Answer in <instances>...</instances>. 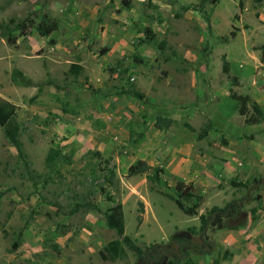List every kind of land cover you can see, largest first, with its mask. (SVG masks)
Returning <instances> with one entry per match:
<instances>
[{"label": "rangeland", "instance_id": "374dc122", "mask_svg": "<svg viewBox=\"0 0 264 264\" xmlns=\"http://www.w3.org/2000/svg\"><path fill=\"white\" fill-rule=\"evenodd\" d=\"M198 2L0 0V25L41 12L58 21L15 45L0 36V102L16 105L23 142L19 153L0 127V264H264V120L247 122L231 96L264 114V0L207 3L211 30L184 8ZM138 159L153 168L131 175ZM178 178L203 195L198 215L167 195ZM118 202L142 252L104 259Z\"/></svg>", "mask_w": 264, "mask_h": 264}, {"label": "trees", "instance_id": "16d2710c", "mask_svg": "<svg viewBox=\"0 0 264 264\" xmlns=\"http://www.w3.org/2000/svg\"><path fill=\"white\" fill-rule=\"evenodd\" d=\"M257 3L262 2L263 0H255ZM207 3H211L216 5L218 0H199L197 5H190L188 7H184L186 9L193 8L198 9L203 14L209 30H211V22L210 15L211 12L205 9V5ZM243 5L242 1L240 2ZM39 20L35 23V18L27 16L23 19L17 20L12 18L10 21L2 23L0 25V36L5 38L6 41L10 44L15 45L19 36L29 35L31 30L29 29L31 26H34L36 30H38L43 35H50L53 31L58 28V21L46 13H40L38 15ZM235 34L232 31L231 36L233 37ZM223 40H228L229 38L226 36L221 37ZM262 49V61H264V45L261 46ZM79 68V66H76ZM223 70L225 73L230 72V65L228 61H224ZM78 72L77 70L75 71ZM13 80L19 81L24 85L31 86L34 85L31 78L27 77L22 71L19 69H15L13 71ZM236 79V77H234ZM231 96L238 99L240 101L239 112L241 115L246 117L247 122L258 123L264 120V114L260 104L253 100L248 94H238L231 89ZM173 123V120L170 118L158 117L156 121V126L159 128L169 127ZM0 127L3 128L6 138L13 144L19 153L23 152V142L20 139V123L17 119V107L15 104L10 103L8 101L0 102ZM55 161V157L52 155H48L47 162L51 164ZM153 168L146 160L138 159L136 162L130 165L129 173L131 175L134 174H142L148 173ZM162 168L155 167L154 172L149 175V178L155 180L157 182L160 181ZM115 176V172L112 170L110 176L107 178V181L110 183L113 182V178ZM176 193L174 195L167 194L171 197L179 208L188 215H198L199 209L201 207L203 201V195L198 193L195 190V187L192 183H186L185 180L178 178L175 184ZM102 192H107L106 187H102ZM1 196V192H0ZM110 200H113L111 195H108ZM218 207H214L212 209V213ZM221 212V215L227 213L228 207L224 209H218ZM106 217V225L114 229L118 235V238L112 239L108 242L105 248L101 251V254L104 259L110 260H125L128 258V253L126 247L132 248L137 252H142L141 247L136 245L134 241L131 239L129 235L125 234V221H124V213L123 206L121 202H118L115 205H112L105 214ZM201 219V229H205L209 224L211 217H208L205 214L200 215ZM167 264H198L194 262L191 258L187 257L185 260L181 261L178 259H172L167 262ZM212 264H219V260L216 259Z\"/></svg>", "mask_w": 264, "mask_h": 264}]
</instances>
